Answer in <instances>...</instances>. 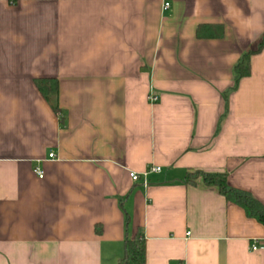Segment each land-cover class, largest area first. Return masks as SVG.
<instances>
[{"label": "crops", "instance_id": "0c3cea01", "mask_svg": "<svg viewBox=\"0 0 264 264\" xmlns=\"http://www.w3.org/2000/svg\"><path fill=\"white\" fill-rule=\"evenodd\" d=\"M263 37L264 0H0V264H120L139 233L146 264H264V225L186 181L264 204V49L232 90Z\"/></svg>", "mask_w": 264, "mask_h": 264}, {"label": "trees", "instance_id": "16d2710c", "mask_svg": "<svg viewBox=\"0 0 264 264\" xmlns=\"http://www.w3.org/2000/svg\"><path fill=\"white\" fill-rule=\"evenodd\" d=\"M225 29L220 23H204L197 27L196 35L200 39H217L224 36ZM264 49V37L259 42L255 50L245 52L239 62L233 69V87L235 91L241 80L251 76V60L252 57L260 53ZM37 87L42 95L51 103L55 112L61 114V109L57 103L58 83L54 80H39ZM202 178L208 187H216L221 195L227 201L239 205L245 211L249 218L257 220L264 225V204L255 198L250 192L234 188L228 183L227 173H206L196 171L189 173L186 181L189 184H195L198 178ZM120 264H146V247L145 239L142 233L135 237H127L125 240V249Z\"/></svg>", "mask_w": 264, "mask_h": 264}, {"label": "built area", "instance_id": "2783aa9c", "mask_svg": "<svg viewBox=\"0 0 264 264\" xmlns=\"http://www.w3.org/2000/svg\"><path fill=\"white\" fill-rule=\"evenodd\" d=\"M168 7H169V3H165V8H168ZM148 98H149V101H150L151 103H156V102L159 100V98H158L156 95H154V94H150ZM49 156H50V158H53V157H54V154L51 153V154H49ZM161 170H162L161 167L153 166V167H151V168L149 169V172H150V173H151V172L159 173V172H161ZM149 172H148V173H145V176L148 175ZM35 173H36L40 178H43V177H44V171H43L42 169H40L39 167H36V168H35ZM129 175H130V178H131L133 181H138V180L140 179L139 174L136 173V172H134V171H130ZM261 247H262V246H260L258 243H256V244H254V245L252 246V249H253V250H258V249L261 248Z\"/></svg>", "mask_w": 264, "mask_h": 264}]
</instances>
